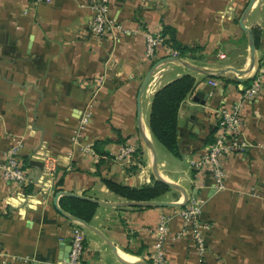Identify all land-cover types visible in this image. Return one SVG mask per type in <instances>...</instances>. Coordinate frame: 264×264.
<instances>
[{
  "label": "crops",
  "instance_id": "obj_1",
  "mask_svg": "<svg viewBox=\"0 0 264 264\" xmlns=\"http://www.w3.org/2000/svg\"><path fill=\"white\" fill-rule=\"evenodd\" d=\"M249 2L113 0L109 15L129 32L96 38L87 29L91 10L86 0H0V158L20 140L30 181L21 187L0 179V264H67L65 253L76 222L85 236L84 264H153L160 215L185 205L97 203L87 226L60 212L56 202L70 214L63 199L75 196L57 199L61 191L108 203L130 201L110 190L104 179L137 188L153 184V147L161 176L185 188L189 200H200V218L210 225L204 237L207 251L200 256L191 237L171 239L182 225L174 216L167 245L170 264H264V89L244 105L251 145L226 159V188L217 190L210 174H197L190 166L213 140L217 110L237 102L264 64V0H256L245 24L259 37L257 62L242 74L253 78L239 82L229 69H250L249 37L240 22ZM165 26L195 51L173 56L163 41L155 57L148 58L146 34L162 36ZM185 63L229 71L207 76ZM154 66L158 77L140 97ZM185 74L196 82L179 106L180 155L175 156L159 150L149 120L156 91ZM210 79L219 80L218 85ZM87 113L90 121L81 127L82 141L92 146L99 142L106 155L98 160L73 140ZM125 143L138 150L130 168L114 159ZM45 150L58 159L54 176L43 174L44 162L36 155ZM183 198L173 188L157 200Z\"/></svg>",
  "mask_w": 264,
  "mask_h": 264
},
{
  "label": "built area",
  "instance_id": "obj_2",
  "mask_svg": "<svg viewBox=\"0 0 264 264\" xmlns=\"http://www.w3.org/2000/svg\"><path fill=\"white\" fill-rule=\"evenodd\" d=\"M33 4H42L48 0H31ZM113 0H86V5L91 10V16L87 22V29L96 38L114 37L115 32H129L125 30L121 24H117L109 13ZM164 39L161 35L153 33L146 34V56L150 59L156 55V49ZM173 56H177L178 52L171 49ZM157 68V67H156ZM155 68V70H156ZM152 73L151 81L148 83L152 87L157 79V72ZM103 82V76H100L98 83ZM210 84L217 86L219 80L210 79ZM264 89V64L260 67L251 83L243 87L241 96L237 102L231 106H222L217 110V130L214 134L212 142L205 150L199 154L197 158L190 160L191 168L197 174L208 173L214 181V187L217 190L226 188V159L232 155L244 153L251 145L246 137L245 124L243 116V108L246 102L254 101ZM90 121L89 113L84 114L80 129L78 128L73 136L74 144L78 145L83 151L91 152L93 157L98 160L101 155L96 152L92 145L82 141L81 127ZM22 142L16 141L13 146L3 154L0 158V179L21 187L29 185L28 167L22 158ZM138 153L137 146L131 143H125L120 146L118 152L115 153L114 159L120 166L130 168L136 163V155ZM36 155L44 162L43 174L54 176L59 165L56 156L45 150L42 153L36 152ZM47 189L48 187L45 186ZM43 188V189H45ZM252 194H257L253 192ZM201 201L188 200L185 207L172 213H162L159 217L155 229V243L151 252V258L154 264H170L168 255V240L170 237L171 222L174 216L182 219L180 230L171 237V239H179L183 236L191 237L197 247L198 254L204 256L207 248L205 246V231L210 228L207 222L200 218ZM71 250L67 264H84L83 253L85 249V236L82 225L75 223L71 233Z\"/></svg>",
  "mask_w": 264,
  "mask_h": 264
},
{
  "label": "trees",
  "instance_id": "obj_3",
  "mask_svg": "<svg viewBox=\"0 0 264 264\" xmlns=\"http://www.w3.org/2000/svg\"><path fill=\"white\" fill-rule=\"evenodd\" d=\"M162 37L164 44L177 50L182 57L188 52L195 51V49L183 46L177 39L175 30L170 26L163 28ZM255 39L258 48L260 44L258 35L255 36ZM195 82L196 79L193 75L185 74L162 86L156 91L152 100L149 120L151 133L159 143L175 156L180 155L177 129L179 106L181 101L194 89ZM98 145L99 142L94 143L93 147L103 157L106 154L100 151ZM104 183L115 193L129 200L138 201L157 200L173 189L168 183L158 179H155L153 184L140 188L125 186L107 178L104 179ZM63 200L68 202V205L65 204V208L69 213L85 222L91 221L98 206L96 202L79 197H65Z\"/></svg>",
  "mask_w": 264,
  "mask_h": 264
},
{
  "label": "water",
  "instance_id": "obj_4",
  "mask_svg": "<svg viewBox=\"0 0 264 264\" xmlns=\"http://www.w3.org/2000/svg\"><path fill=\"white\" fill-rule=\"evenodd\" d=\"M256 0H250L247 8L245 9V12L241 18V26L242 28L248 33V37H249V44H250V52H251V64H250V69L247 70L246 72H243V70H239V69H236V68H229L230 70L234 71L237 73V76L235 77V79L239 82H247V81H250L252 78H253V75H249V76H243L242 74L244 73H249L250 71H252L256 65V62H257V57H256V39H255V35L252 31L251 28H249L246 24H245V19L247 18L251 8L253 7V5L255 4ZM175 59H178L180 61L181 58H171V60H175ZM157 66V65H156ZM152 67V69L150 70V72L147 74L146 78L144 79L143 81V84H142V88H141V91H140V97L141 95L143 94V92L145 91L146 89V86L151 78V75L152 73L154 72L155 70V67ZM185 66H187L188 68L194 70V71H197V72H200L202 74H205L207 76H223V75H226L227 71L229 70H224V69H218V70H209V69H206V68H202V67H198V66H195L193 64H189V63H185ZM139 107L141 108V104H139ZM153 147V145H152ZM153 150H154V162H153V170H154V174L156 176V179L158 180H161V181H164L166 183H168L172 188H175V189H178L180 190L182 193H183V201L181 202H168V201H163V200H150V201H123V202H117V203H108V202H105V201H102V200H99V199H95V198H90V197H87V196H84V195H79V194H74L72 192H68V191H61L57 194V199L60 197V196H63V195H69V196H75V197H79V198H84V199H88V200H91L93 202H96V203H102V204H111V205H115V206H125V205H129V206H184L188 200H189V194L187 193V191L185 190V188H183L181 185L179 184H176L172 181H169L165 178H163L161 176V174L159 173V170H158V161H157V153L153 147ZM57 202V206H58V209L60 210V212H62L63 214L67 215L68 217L74 219V220H80L81 222H83L84 224H86L87 226L88 223L79 219V218H76L74 217L73 215H70L68 214L64 209H62L59 205H58V201ZM71 250V243L68 245V248L66 249V253H65V259L68 261L69 260V251ZM143 264H148L146 262H141Z\"/></svg>",
  "mask_w": 264,
  "mask_h": 264
},
{
  "label": "rangeland",
  "instance_id": "obj_5",
  "mask_svg": "<svg viewBox=\"0 0 264 264\" xmlns=\"http://www.w3.org/2000/svg\"><path fill=\"white\" fill-rule=\"evenodd\" d=\"M196 66V65H195ZM199 67V66H198ZM151 81V80H150ZM149 81V82H150ZM159 150L162 152V151H164V152H167V148L164 146V145H162L161 143H159ZM173 190V189H172Z\"/></svg>",
  "mask_w": 264,
  "mask_h": 264
}]
</instances>
